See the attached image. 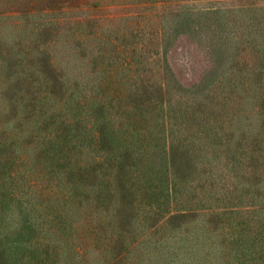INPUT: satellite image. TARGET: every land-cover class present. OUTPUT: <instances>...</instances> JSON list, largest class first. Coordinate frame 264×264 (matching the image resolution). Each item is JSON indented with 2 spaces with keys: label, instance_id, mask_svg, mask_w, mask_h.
Instances as JSON below:
<instances>
[{
  "label": "rangeland",
  "instance_id": "374dc122",
  "mask_svg": "<svg viewBox=\"0 0 264 264\" xmlns=\"http://www.w3.org/2000/svg\"><path fill=\"white\" fill-rule=\"evenodd\" d=\"M90 5L91 10L85 11ZM76 15L93 17L88 22L89 35L78 43L71 35H59L52 53L59 73L68 81L65 90L74 92L70 112L74 123L88 117L89 126L94 124L93 129L105 133L102 143L108 149L143 151L147 147L148 155L153 154L152 166H144L139 154L134 162L128 159V163H135L131 167L130 182L135 185L132 195L126 196L123 206L122 192L106 197L110 212L108 208L102 210L106 215L100 226L101 240H93V228H87L89 246L80 264L110 263L101 233L108 230L109 215H116L121 208L129 214L127 223L125 216H114L112 222L126 229L116 249L122 264H219L227 227L221 221H207L201 198L205 193L213 199L221 194L220 174L225 172L223 163L229 160L220 150L218 127L204 119L211 114L214 123L219 121L224 105L214 89L219 91L220 82L229 84L237 101L244 98L239 91L235 94L232 84L242 80L241 75L249 69L252 59L242 60L243 52L254 47V41L258 43L255 48H264V0H89ZM3 33L8 43L15 38L11 27ZM258 72L252 76L260 85L264 70ZM94 84L98 86L84 98V89ZM243 101L246 104L245 98ZM9 115L1 94L0 125L8 124ZM79 124L72 133L82 144L74 151L84 147L82 152H89L91 135ZM175 144L179 146L176 151L181 152L175 162V168L180 169L178 177L172 175ZM39 146L35 141L33 161ZM161 163L168 170H162ZM148 176L150 180L145 181ZM100 178L103 176L99 174ZM103 181L99 182L102 189L93 192L98 205L100 199L105 200L102 193H109ZM158 183L166 185L163 193L156 189ZM45 184L39 182L40 186ZM207 184L212 185L211 193L204 192ZM245 186L239 184L240 189ZM83 196L77 193L78 200ZM152 208L158 212L153 216L156 219L144 220L143 210ZM162 222L165 231L157 227ZM124 240L135 244L128 255L122 249Z\"/></svg>",
  "mask_w": 264,
  "mask_h": 264
},
{
  "label": "trees",
  "instance_id": "16d2710c",
  "mask_svg": "<svg viewBox=\"0 0 264 264\" xmlns=\"http://www.w3.org/2000/svg\"><path fill=\"white\" fill-rule=\"evenodd\" d=\"M88 5L89 0H0V95L10 114L8 124L0 125V264H80L81 255L89 246L87 228H93V240L101 238L100 226L106 215L102 210L108 208L110 212V199L106 197L122 192L123 206L126 196L132 195L135 185L130 182L131 167L135 163H128V159L134 162L139 154L144 166L153 164V154L148 155L147 147L143 151L133 147H124L123 151L106 148L102 143L105 133L93 129L94 124L89 126L88 117L78 119L77 124L91 135V148L84 153V147H78L79 153L74 151L82 144L78 145L79 139L72 133L78 128L70 115L74 92L65 90L68 81L59 73L52 53L59 35H71L77 43L89 35L88 22L93 17L76 15ZM86 9L90 11L91 5ZM6 27L15 31V38L9 43L3 33ZM254 42V47L242 54V60L252 59L247 73L232 84L235 94L239 91L244 95L246 104L244 98L237 101L231 95L229 84L220 82L219 91L214 89L224 105L219 121L214 123L211 114L204 119L218 127L220 150L231 162L223 163L221 194L213 199L205 193L201 198L207 221H221L227 227L219 264H264V83H254L252 76L264 70V48H255L258 43ZM95 86L98 85L84 89V98ZM249 96L251 100L247 99ZM9 124L13 128L9 129ZM204 138L207 139L205 135ZM35 141L40 146L35 149L38 154L33 161ZM178 148L175 144L173 169L181 153ZM160 167L168 168L162 163ZM179 170L175 168L172 175L178 177ZM99 174L103 179H98ZM41 180L46 181L44 186L39 185ZM100 180H105L109 193H102L105 200L100 199L98 205L93 192L100 190ZM149 180V176L145 178ZM173 183L177 184L176 178ZM241 183L246 186L240 189ZM155 187L163 193L166 185L158 183ZM212 190V185L207 184L204 192ZM77 193H84L83 200H78ZM143 212L146 221L156 219L153 216L158 214L154 208ZM126 213L121 208L116 215L110 214L108 230L101 233L111 260L108 264L123 263L116 257V249L126 229L118 228L120 225H113L112 221L114 216H125L127 223ZM165 222L159 223L158 229L165 231ZM80 228L81 232L75 233ZM125 241L122 249L128 255L135 244Z\"/></svg>",
  "mask_w": 264,
  "mask_h": 264
}]
</instances>
